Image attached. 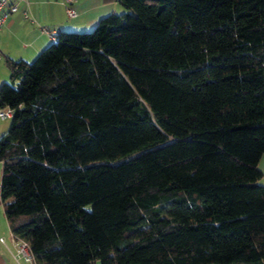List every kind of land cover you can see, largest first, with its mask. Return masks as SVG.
<instances>
[{
  "label": "trees",
  "instance_id": "16d2710c",
  "mask_svg": "<svg viewBox=\"0 0 264 264\" xmlns=\"http://www.w3.org/2000/svg\"><path fill=\"white\" fill-rule=\"evenodd\" d=\"M7 60L0 200L36 264H264V0H118Z\"/></svg>",
  "mask_w": 264,
  "mask_h": 264
},
{
  "label": "crops",
  "instance_id": "0c3cea01",
  "mask_svg": "<svg viewBox=\"0 0 264 264\" xmlns=\"http://www.w3.org/2000/svg\"><path fill=\"white\" fill-rule=\"evenodd\" d=\"M70 5L75 11L72 17L66 13L64 0H26L5 19L0 27V83L9 79L8 59L29 62L54 40L58 31L89 30L102 16L125 10L118 0H73ZM3 122L0 119V133L7 127ZM257 166L262 173L257 183L264 185V154ZM9 232L0 200V237L7 238ZM0 264H17L1 242Z\"/></svg>",
  "mask_w": 264,
  "mask_h": 264
},
{
  "label": "built area",
  "instance_id": "2783aa9c",
  "mask_svg": "<svg viewBox=\"0 0 264 264\" xmlns=\"http://www.w3.org/2000/svg\"><path fill=\"white\" fill-rule=\"evenodd\" d=\"M25 2L26 0H0V27L10 14L17 11L19 4ZM72 2L73 0H64L66 13L71 17L75 15V11L70 5ZM10 116L11 109L9 107H0V119H8ZM0 242L8 249L17 264H36L28 240L9 232L7 238L0 237Z\"/></svg>",
  "mask_w": 264,
  "mask_h": 264
},
{
  "label": "rangeland",
  "instance_id": "374dc122",
  "mask_svg": "<svg viewBox=\"0 0 264 264\" xmlns=\"http://www.w3.org/2000/svg\"><path fill=\"white\" fill-rule=\"evenodd\" d=\"M123 12H126V10H124ZM122 13V12H121ZM117 14H120V13H117ZM90 30V29H89ZM32 60V59H31ZM4 120V122L3 123H7V127L2 131V132H5L6 131V129L8 128V125H9V119H3ZM2 132L0 133V134H2ZM94 264H99V261L97 260V261H95V263Z\"/></svg>",
  "mask_w": 264,
  "mask_h": 264
},
{
  "label": "water",
  "instance_id": "95a60500",
  "mask_svg": "<svg viewBox=\"0 0 264 264\" xmlns=\"http://www.w3.org/2000/svg\"><path fill=\"white\" fill-rule=\"evenodd\" d=\"M261 125L264 126V122Z\"/></svg>",
  "mask_w": 264,
  "mask_h": 264
}]
</instances>
